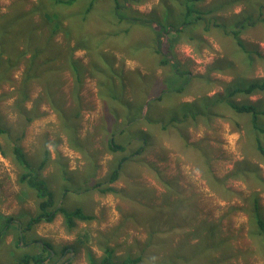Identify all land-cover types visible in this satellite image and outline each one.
I'll return each instance as SVG.
<instances>
[{"label": "rangeland", "instance_id": "1", "mask_svg": "<svg viewBox=\"0 0 264 264\" xmlns=\"http://www.w3.org/2000/svg\"><path fill=\"white\" fill-rule=\"evenodd\" d=\"M88 1L55 3L61 26L53 33L35 11L40 0H0V264H19L23 253L41 262L21 264H48L69 252L68 264H90L106 249L113 264H264L256 219L264 222V88L235 91L264 78V0L190 1L204 11L196 26L183 24L195 21V13L184 18L186 0H118L129 17L162 18L170 9L175 29L161 39L167 64L153 51L152 29L115 19L113 0H95L76 31ZM68 24L74 38L62 30ZM110 63L117 97L143 104L133 122L108 95ZM242 104L255 106V124L250 111L235 110ZM138 131L148 144L110 182L119 159L140 145L130 137ZM110 138L125 150H112ZM15 145L29 168L16 161ZM28 169L52 207L91 218L76 216L68 228L58 213L52 256L22 246L36 236L26 220L36 192L19 180Z\"/></svg>", "mask_w": 264, "mask_h": 264}, {"label": "trees", "instance_id": "2", "mask_svg": "<svg viewBox=\"0 0 264 264\" xmlns=\"http://www.w3.org/2000/svg\"><path fill=\"white\" fill-rule=\"evenodd\" d=\"M77 1L79 0H54L55 3H60L63 4L64 6H71L73 4H75ZM95 0H89L88 3L86 4V6L81 10L82 12L80 13V15H75L76 18H78L79 22L76 23V27H74L76 29V31L78 29H81L82 25L84 24V22L87 21L88 18V14L90 13V11L93 8V4H94ZM113 9H112V14L114 16L115 19H117L118 21L120 20H127V22L131 23V24H138L141 26H147L150 27L152 29L153 32V51L157 54H161V58L159 60L160 64H167L168 60L167 58H171V56L168 55V53H163L162 52V38L165 34L170 33L171 31H173L175 29L174 25L172 23H168L167 19L165 17H163V20L159 19L157 16H153L149 19L146 18H142L139 16H135V15H131L129 16H125L122 11V5H120V3L118 2V0H113ZM193 1V0H186L183 2V15L184 18L190 16V14L195 13V21L193 23H188V21L184 20V26H189L191 24H195V26L198 24V22L201 19H204V11L199 9L198 7L194 6V5H188L187 3ZM198 0H195V2ZM53 2H45L44 0H40V3L37 5V7L35 8V11L39 12L40 15L42 16V19L48 23L51 26L52 32H56L58 28H60L61 23L59 21V17L55 16L56 13L52 12L50 9L55 6L56 4ZM170 9L167 11V16L170 14ZM205 12H210L205 11ZM72 17V14L70 13V15ZM74 16V15H73ZM4 21V20H2ZM0 21V24L1 22ZM72 22H76L75 20H72ZM237 25L239 27H242L241 21L239 20L238 22H236ZM250 24H252L253 22H249ZM217 25H219V23H216ZM236 25V26H237ZM156 26H159L161 28H156ZM4 28V27H3ZM2 28V29H3ZM71 24H68L67 27H64L62 30L65 32V34L67 35V37L70 38H74V36H72L71 34ZM8 29H6L5 34L7 32ZM77 36L79 37V39L81 38V31H79V33L77 34ZM3 39V38H2ZM237 42H239V40H237ZM49 48V45H48ZM43 51V47L36 49L35 53H33V56H31V60H33L37 54H39L40 52ZM59 53H56V55H58ZM49 56V55H48ZM71 65L75 68V70L78 72V66L76 64V62L72 61ZM177 65L176 63H174V66ZM109 74H108V83H107V87L110 89L108 95L112 96L114 99H116L118 101V104L120 105H124V107L127 109L128 111V115L131 119L129 121L133 122L135 120H137V116L140 115V111L142 108L143 104H132L130 103V101L123 99L122 97H117V94L115 93V90L113 88V82L114 81V77L116 76L115 74V70H114V63H110L109 64ZM181 74H184V72H180ZM180 87V88H179ZM176 89H171V91H179L182 87L179 86ZM264 88V78L260 79L259 81H253L250 82L249 84H247L244 87L241 88H236L235 91L237 90H245L248 89L247 92L252 93L254 90L256 89H262ZM161 93L163 95H165V92ZM140 99H138V101H142L143 99H145V96L143 95V92L140 91ZM158 97H161V95H159ZM136 99V97H135ZM234 107V106H233ZM235 110L238 112H251L252 113V123L255 124V112H254V108L255 106L253 104H242L239 106H235ZM135 113V114H133ZM136 115V116H135ZM171 120H175L173 118H171ZM125 130V129H124ZM124 130H120V134H123L125 131ZM8 131V130H7ZM1 132H6V130L4 131V129L0 128V134ZM137 134V137H136ZM136 134H131L130 137L137 139L139 142V146L135 147V149L131 152V155H127V156H122L119 161L117 162V166L115 167V169H113L112 171V176L109 178L110 182L114 181L115 179H117L118 175V169L121 168L123 161H127L129 160V158H131L132 156H136V158H140L141 153L143 152V150L145 149V146L148 144V133L144 132V131H138ZM135 135V136H134ZM109 147L112 150H125L124 145L121 143H117L114 141L113 138L109 139L108 142ZM263 150V149H262ZM13 154L14 157L16 159V161L23 167L25 168H29V162L27 160V158L22 154V150L20 148V146L15 145L13 147ZM19 180L21 182H26L28 186H30L31 188H33L36 192V195L39 199L38 201V208H39V212H37L34 216H32L30 218V223L28 224L31 225L33 223H37L40 221H51L54 217V215L60 211L61 213L64 214L66 221L68 222V225H71V223H73V218H75L76 216H79V218L81 219H88L89 216L86 214H83L81 212V210L79 208H76L74 211H67L65 210V208L63 207H52L53 206V198L51 196V194L48 192L44 182L38 178L37 175L35 174H30L29 169L26 170V173H22L19 177ZM256 219L259 223V231L257 232L263 239H264V222L261 220V218L256 215ZM73 225V224H72ZM106 254L102 257L101 259V264H113L114 261L111 258V250L110 249H106L105 250ZM27 257H29L31 260L33 261H39L41 262V259L39 256H35V255H24L23 258H21V262L26 261ZM138 258H131L128 257L126 259V261L120 263V264H129V263H134L137 261ZM90 260V264H96L95 263V258H93L92 256H90L89 258ZM21 264V263H20Z\"/></svg>", "mask_w": 264, "mask_h": 264}, {"label": "crops", "instance_id": "3", "mask_svg": "<svg viewBox=\"0 0 264 264\" xmlns=\"http://www.w3.org/2000/svg\"><path fill=\"white\" fill-rule=\"evenodd\" d=\"M165 4L166 5H168L169 3H166L165 2ZM113 6L114 5H112V9H113ZM125 8H127V4H125V6H124ZM111 9V10H112ZM111 13H112V11H111ZM158 17V16H157ZM163 17H165L166 19H167V22L169 23L170 22V20H168V16H167V12H165V14H164V16ZM163 17L162 18H159V19H161V20H163ZM163 22H164V20H163ZM0 151H2L1 149H0ZM42 165H43V163H41V164H39V166L38 167H42ZM29 166H30V164H29ZM23 173H26V171H24ZM32 172H30V174H31ZM32 174H35V175H37L38 176V174L37 173H32ZM39 177V176H38ZM25 184L27 185V183L25 182ZM28 186V185H27ZM28 187H30V186H28ZM47 188V187H46ZM48 190V189H47ZM48 192L50 193V191L48 190ZM51 194V193H50ZM35 196H36V198H37V207H38V201H39V199H38V197H37V195H36V193H35ZM53 197V196H52ZM54 200V199H53ZM27 205V206H29V202H27V201H22V205ZM37 207L35 208V211H33V212H29V214L27 215V217H26V220H30V218L32 217V216H34L36 213H37ZM60 207V206H59ZM58 213H61L60 211H58L55 215H54V217H53V219L51 220V221H40V222H37V223H33V224H31V225H29V226H27L28 227V229L30 230V229H33L34 230V233H35V235L36 236H34V237H30V238H28L27 240H26V242L25 243H23L24 245H22V246H25V247H28V246H32V245H38V246H40V247H43V249L45 248L46 250H48L49 251V253L50 252H52L51 253V256H52V254L53 253H55V251L52 249L53 247V242L54 241H52V239H56L55 237H53L54 236V233L56 232V229L55 228H57V226H52V223H54V219H55V217L56 216H59L60 214H58ZM83 214H86V212L85 213H83ZM86 215H88L89 216V219H91L90 218V215L89 214H86ZM62 218H63V221H64V224L69 228V227H72L73 225H68L67 223H66V220L64 219V217L62 216ZM75 219V218H74ZM81 219V218H80ZM82 220V219H81ZM74 221V220H73ZM18 224L19 225H22L21 223H20V221H18ZM55 229V230H54ZM59 230V229H58ZM40 235V236H39ZM52 238V239H51ZM48 239V240H47ZM57 240V239H56ZM65 249H68V251H70V247H65ZM62 251H64V249L62 250ZM25 253H27V252H25ZM38 253H31V254H28V255H37ZM24 257V253H23V255H22V257L21 258H23ZM21 258H18V263L20 264V263H22L21 262ZM59 258H61V260L60 261H58L59 260ZM102 259V258H101ZM101 259H99L98 261H95V263L96 264H101ZM74 260V258H73V255H72V253L71 252H69V256L68 257H62V255L60 256H58V257H56L53 261H51V262H49L48 264H57V263H59V264H68V263H71L72 261ZM90 261V260H89Z\"/></svg>", "mask_w": 264, "mask_h": 264}, {"label": "bare ground", "instance_id": "4", "mask_svg": "<svg viewBox=\"0 0 264 264\" xmlns=\"http://www.w3.org/2000/svg\"><path fill=\"white\" fill-rule=\"evenodd\" d=\"M128 26V25H127ZM129 59V58H128ZM12 111V110H11ZM23 145V144H22ZM83 149V148H82ZM188 157V156H187ZM95 158V157H94ZM156 159V158H155ZM136 221V220H135ZM138 226V225H137ZM48 240V239H47ZM149 242V241H148ZM215 255V254H214ZM96 261V260H95Z\"/></svg>", "mask_w": 264, "mask_h": 264}]
</instances>
